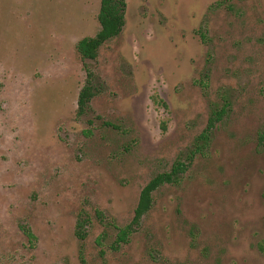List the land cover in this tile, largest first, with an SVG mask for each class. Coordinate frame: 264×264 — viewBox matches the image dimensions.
Instances as JSON below:
<instances>
[{
	"label": "rangeland",
	"instance_id": "rangeland-1",
	"mask_svg": "<svg viewBox=\"0 0 264 264\" xmlns=\"http://www.w3.org/2000/svg\"><path fill=\"white\" fill-rule=\"evenodd\" d=\"M100 6L0 0V264H81V251L89 264H264V0H127L91 63L105 88L77 117V43L99 31ZM227 99L209 146L117 243L143 187Z\"/></svg>",
	"mask_w": 264,
	"mask_h": 264
},
{
	"label": "trees",
	"instance_id": "trees-1",
	"mask_svg": "<svg viewBox=\"0 0 264 264\" xmlns=\"http://www.w3.org/2000/svg\"><path fill=\"white\" fill-rule=\"evenodd\" d=\"M126 8L127 0H101L100 11L98 14V19L101 25L99 31L93 36H86L80 39L77 43V50L84 61L87 74L84 85L78 95L77 117L91 115V112L93 111V98L105 88L103 80L94 67H92L91 63L97 60L101 46L122 32L125 26ZM200 35L203 40H207V29L204 25L201 27ZM202 85L204 88L209 87V72L203 74ZM231 104V100L227 99L220 110L215 109L209 118L207 127L199 136H197L194 144L189 148L188 152L186 154H180L169 171L157 173L143 187L132 221L124 227L116 226V228L119 229L117 243L126 242L128 237L142 224L144 215L154 206V192L156 190L165 184H178L181 182L184 174L190 168L194 157L198 153H203V151L209 146L214 129L217 127L218 122H220L224 115H226ZM96 117L98 119L101 118L100 115H96ZM93 119L91 118L88 120L90 124L93 123ZM104 123L112 125L108 122ZM96 215L105 225L114 226L116 223L111 217H108L106 212L100 209L96 210ZM91 224V216L85 209H81L78 213L75 227L76 236L80 240L84 241L87 238L89 234L88 229ZM23 229L29 238L35 239V235L29 227ZM79 259L81 264H89L82 251L79 254Z\"/></svg>",
	"mask_w": 264,
	"mask_h": 264
}]
</instances>
